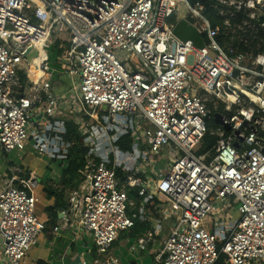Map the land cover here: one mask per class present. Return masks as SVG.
Wrapping results in <instances>:
<instances>
[{"label":"built area","instance_id":"obj_1","mask_svg":"<svg viewBox=\"0 0 264 264\" xmlns=\"http://www.w3.org/2000/svg\"><path fill=\"white\" fill-rule=\"evenodd\" d=\"M181 19L203 47L177 38ZM67 118L88 152L64 225L104 264H121L109 250L139 218L133 191L160 214L138 244L172 219L162 264L264 263V0H0V149L65 163ZM24 171L0 175V264H22L46 226Z\"/></svg>","mask_w":264,"mask_h":264},{"label":"crops","instance_id":"obj_2","mask_svg":"<svg viewBox=\"0 0 264 264\" xmlns=\"http://www.w3.org/2000/svg\"><path fill=\"white\" fill-rule=\"evenodd\" d=\"M61 130H64V128H61ZM118 154L122 155L123 153L118 152ZM26 157H31L33 159L32 163L35 160L42 162L45 159H51L59 163L60 166L63 165L56 158L48 156L40 158L32 151L28 152ZM21 159L23 160L24 157ZM39 162L38 167H41V163ZM34 165L17 166L24 167L26 173L29 174L31 172L40 180L38 198L41 197L39 201L42 206L39 216L46 221V229L39 236L37 244L30 249L22 264H104V260L108 255L99 254L96 251L91 244L92 239L90 235L80 232L72 224L64 225L65 220L63 218L62 208L57 210V218L45 210L47 206H52L55 203V197L47 198L44 185H51L56 189L63 188L60 185V177L64 167L50 170L48 168L51 165L46 164L47 168L45 167V169L41 170L38 167H34ZM10 166L15 165L10 163L6 166L3 162H0V175H8V167ZM68 192L69 190L65 191L64 200H66ZM135 196L136 194L132 195L136 201V205L129 212H135L137 217H139L135 219V223H137L136 227H132L133 229L126 230V232L120 235L110 247L109 255L118 258L121 264H162L156 259V256L160 249V241L165 236V229H163L165 227L162 228L164 232L155 235V241L148 240L145 244L137 243L138 238L145 237L149 231L153 230V225L158 218L157 216L160 218V214L155 212L152 207L140 206L139 199L135 198ZM58 225L60 228L55 231L54 227ZM168 229L169 226H167V232Z\"/></svg>","mask_w":264,"mask_h":264},{"label":"trees","instance_id":"obj_3","mask_svg":"<svg viewBox=\"0 0 264 264\" xmlns=\"http://www.w3.org/2000/svg\"><path fill=\"white\" fill-rule=\"evenodd\" d=\"M21 80L23 83L26 82V77L22 73H21ZM208 107L212 112H220L221 110V106H218L216 110H214L212 104H208ZM64 124H65V131L61 134V137L65 142L69 143V146L67 148V154H66L67 165L66 167L63 168L62 175L60 177L61 178L60 185H62L63 188L56 189L53 188L51 185H44V191L46 192L47 198H51L53 196L55 197V203L52 206L46 207L45 210L50 215H53L55 218H57V210L61 208L63 210L67 205L66 200H64L65 191L66 190L71 191L73 189L78 188L81 182L83 181L84 177L81 174V170L84 168L85 156L88 152V147L84 145V141H83L84 136L80 133L78 129L79 127L78 124L71 118L65 119ZM210 126H212V124H210L209 127ZM215 141H216V136L207 133L203 138V141L201 143V148H199L197 153L202 154L206 152L214 145ZM130 144H131V139L129 135H126L123 138H121L119 141H117V145L123 151L129 150ZM39 184H40V180H39ZM39 184L35 189L36 198L39 192ZM130 195L131 196L135 195L134 191L131 192ZM156 200L158 201V199ZM136 224L137 223H135L133 227H136ZM131 228L128 229L127 231L131 230ZM124 232L126 231H123L122 233ZM122 233H120V235ZM222 263H223V257H220V260L217 262V264H222Z\"/></svg>","mask_w":264,"mask_h":264},{"label":"rangeland","instance_id":"obj_4","mask_svg":"<svg viewBox=\"0 0 264 264\" xmlns=\"http://www.w3.org/2000/svg\"><path fill=\"white\" fill-rule=\"evenodd\" d=\"M50 56H51V60L53 61L56 58V53L55 52H51ZM56 76H57V72H54V77H56ZM64 81L65 82H69L70 80L64 78ZM220 106H222V104H220ZM220 112H223V107H221ZM210 123L211 124H214L215 122L211 120ZM199 148H201V146H199ZM199 148H198V150H199ZM23 157H24V159L22 160L21 158H23ZM63 161L64 160L62 158H60V163L61 164L64 163ZM66 161L67 160H65V163L62 166H60L59 163H57L56 161H53L51 159H45L42 162H39L38 160H35L34 163H32L33 162V159L31 157H26V151H23L21 153H18L16 150H12V151H10L8 153H5V152H3L0 149V162L1 163L3 162L6 166H7V164H10L11 163V164H14V165H25V166L35 164L34 167H38V162H39V163H41L40 164L41 167H38V168H40L41 170L45 169V167L47 166L46 164H50L51 167H49L48 169L53 170V169H61V167H65L67 165V162ZM6 162H7V164H6ZM57 173H58V171H57ZM37 199H38V201H37V213H40V210H41V206L42 205L40 204L39 199H41V197L38 198V196H37ZM158 202L161 203V202H166V201L159 199ZM171 221H172V219H169V220L166 221V223H164V227L165 228H163V229H165V232L164 231H162V232H164L165 235H166V232H167V226H168L169 223H171Z\"/></svg>","mask_w":264,"mask_h":264},{"label":"water","instance_id":"obj_5","mask_svg":"<svg viewBox=\"0 0 264 264\" xmlns=\"http://www.w3.org/2000/svg\"><path fill=\"white\" fill-rule=\"evenodd\" d=\"M174 34L177 36V38H179L180 40H191L193 42L194 45L198 46V47H203L204 46V41H203V37L201 36L199 30L192 24H190L187 20L185 19H181L177 25L174 28ZM37 51H34L32 53H30V51L28 50L25 53V57L28 60H31L32 57L37 56ZM39 117H37L38 119ZM214 121L221 123L225 129L229 130L230 129V125L228 123H225L223 121V117L220 113H215L214 114Z\"/></svg>","mask_w":264,"mask_h":264},{"label":"bare ground","instance_id":"obj_6","mask_svg":"<svg viewBox=\"0 0 264 264\" xmlns=\"http://www.w3.org/2000/svg\"><path fill=\"white\" fill-rule=\"evenodd\" d=\"M39 59H40V57L36 58L35 63H38V62H39ZM32 69H35V74H36L37 76H39V75L41 74L40 71L36 68V66L33 65V66H32ZM66 162H67V161H66ZM16 166H17V165H16ZM23 169L25 170L24 167H23ZM25 175H26V176H25ZM28 175H29V174L26 173V170H25V171H24V176H25V177H28ZM38 180H39V179H38ZM36 187H37V186H36ZM36 187L33 189L34 194H35V189H36ZM69 192H70V191H69ZM66 199H67V197H66ZM66 202H67V200H66ZM66 207H67V205H66ZM66 207H65V208H66ZM65 208H64V209H65ZM64 209H63V210H64ZM63 210H62V211H63ZM175 211H178V209H175ZM62 213H63V212H62ZM111 246H112V245H111Z\"/></svg>","mask_w":264,"mask_h":264}]
</instances>
